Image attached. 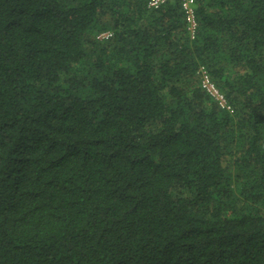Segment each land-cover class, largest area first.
Wrapping results in <instances>:
<instances>
[{
	"label": "trees",
	"instance_id": "trees-1",
	"mask_svg": "<svg viewBox=\"0 0 264 264\" xmlns=\"http://www.w3.org/2000/svg\"><path fill=\"white\" fill-rule=\"evenodd\" d=\"M147 1L0 0V264H264V0Z\"/></svg>",
	"mask_w": 264,
	"mask_h": 264
},
{
	"label": "built area",
	"instance_id": "built-area-1",
	"mask_svg": "<svg viewBox=\"0 0 264 264\" xmlns=\"http://www.w3.org/2000/svg\"><path fill=\"white\" fill-rule=\"evenodd\" d=\"M170 0H148L147 7L151 10H157L163 5L167 4ZM180 8L182 10L187 33L192 40L196 37L198 22L196 17V1L195 0H179ZM111 34L109 31L101 32L97 35V39H104ZM199 81L201 88L212 97L218 105L223 109H229L226 98L220 89L212 81L208 70L204 66H200L198 69Z\"/></svg>",
	"mask_w": 264,
	"mask_h": 264
},
{
	"label": "clouds",
	"instance_id": "clouds-1",
	"mask_svg": "<svg viewBox=\"0 0 264 264\" xmlns=\"http://www.w3.org/2000/svg\"><path fill=\"white\" fill-rule=\"evenodd\" d=\"M207 69V68H206ZM201 87V86H200Z\"/></svg>",
	"mask_w": 264,
	"mask_h": 264
}]
</instances>
